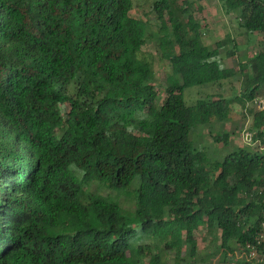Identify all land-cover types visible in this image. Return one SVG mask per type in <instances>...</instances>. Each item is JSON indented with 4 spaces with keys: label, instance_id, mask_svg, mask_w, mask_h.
Wrapping results in <instances>:
<instances>
[{
    "label": "trees",
    "instance_id": "16d2710c",
    "mask_svg": "<svg viewBox=\"0 0 264 264\" xmlns=\"http://www.w3.org/2000/svg\"><path fill=\"white\" fill-rule=\"evenodd\" d=\"M220 5L241 36L260 38L232 68L222 64L237 43L207 46L186 1L151 0L144 20L134 0H0V264H192L201 231L219 244L211 258L250 264L264 152L220 161L193 136L264 99V0ZM151 24L169 67L163 100L142 51ZM236 78L239 94L184 102L187 89ZM252 116L264 149V109Z\"/></svg>",
    "mask_w": 264,
    "mask_h": 264
},
{
    "label": "rangeland",
    "instance_id": "374dc122",
    "mask_svg": "<svg viewBox=\"0 0 264 264\" xmlns=\"http://www.w3.org/2000/svg\"><path fill=\"white\" fill-rule=\"evenodd\" d=\"M186 1L192 5L193 17L202 26V32L204 43L212 47L217 41L224 40L229 35L238 45V49L235 52L234 57L223 60V67L232 68L236 67L239 62L246 63L247 60L254 56V54L261 51L260 38L258 36H241L240 30L237 27V18L235 13L224 14L221 10L219 0H179V2ZM151 0H134V9L132 11L133 17L147 19V15L150 10ZM148 41L145 47L142 48L143 53L151 59L153 64V70L156 75V87L159 88V97L161 100L165 98L162 91V85L165 75L169 71L167 62L161 61L160 51L158 47V35L157 29L150 25L148 30ZM241 79L236 78L232 81L231 85L224 83L222 89L217 87H202L191 88L184 92V102L187 106L195 104L198 99L205 98L207 95L222 94L228 96L229 94H239V87ZM232 88V89H231ZM232 91H229V90ZM257 103L248 104L246 110H243L239 106H235L231 112L229 122L223 126L211 123L209 126H205L199 132L193 136V141L196 146L204 147L206 153L211 158L216 160H222L227 154L233 151V148H248L254 151L264 152V149H260L258 143L255 142V134L250 133L253 116L252 112L259 109L258 103H262L264 106V99L257 98ZM227 133L230 135V144L217 145L214 143V137L216 133ZM252 139V141H250ZM159 255L163 254V245H159ZM219 248V244H211L210 238L206 236L204 231L198 233V256L196 262L192 264H224V257L217 255L211 258L210 255H214L215 251ZM158 250V249H157ZM156 250V252H157ZM162 250V251H161ZM157 252V253H158Z\"/></svg>",
    "mask_w": 264,
    "mask_h": 264
},
{
    "label": "built area",
    "instance_id": "2783aa9c",
    "mask_svg": "<svg viewBox=\"0 0 264 264\" xmlns=\"http://www.w3.org/2000/svg\"><path fill=\"white\" fill-rule=\"evenodd\" d=\"M247 251L244 258L248 263L264 264V221L260 224L256 244L254 246H247Z\"/></svg>",
    "mask_w": 264,
    "mask_h": 264
},
{
    "label": "clouds",
    "instance_id": "9594fccd",
    "mask_svg": "<svg viewBox=\"0 0 264 264\" xmlns=\"http://www.w3.org/2000/svg\"><path fill=\"white\" fill-rule=\"evenodd\" d=\"M259 104H260V106L262 105V103H259ZM259 104H258V108H259V109L263 108L262 106L260 107Z\"/></svg>",
    "mask_w": 264,
    "mask_h": 264
},
{
    "label": "crops",
    "instance_id": "0c3cea01",
    "mask_svg": "<svg viewBox=\"0 0 264 264\" xmlns=\"http://www.w3.org/2000/svg\"><path fill=\"white\" fill-rule=\"evenodd\" d=\"M218 2H220V0H219ZM219 4H220V3H219Z\"/></svg>",
    "mask_w": 264,
    "mask_h": 264
}]
</instances>
